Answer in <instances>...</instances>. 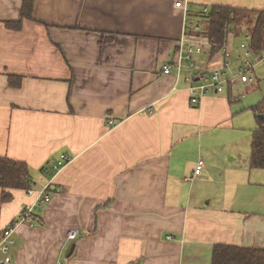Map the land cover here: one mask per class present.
<instances>
[{
    "label": "crops",
    "instance_id": "0c3cea01",
    "mask_svg": "<svg viewBox=\"0 0 264 264\" xmlns=\"http://www.w3.org/2000/svg\"><path fill=\"white\" fill-rule=\"evenodd\" d=\"M31 1L32 19L9 30L23 0H0V157L54 193L33 223H18L32 203L23 191L0 201V230L16 223L11 264H211L215 245L264 250V170L249 166L264 54L251 57V81L190 106L174 7L264 11V0ZM247 35L227 37L229 74ZM198 41L195 70H223V53ZM64 154L71 163L46 171Z\"/></svg>",
    "mask_w": 264,
    "mask_h": 264
},
{
    "label": "trees",
    "instance_id": "16d2710c",
    "mask_svg": "<svg viewBox=\"0 0 264 264\" xmlns=\"http://www.w3.org/2000/svg\"><path fill=\"white\" fill-rule=\"evenodd\" d=\"M32 10V1L23 0L21 20L8 22L5 27L9 30H19L23 20L32 19ZM200 11L201 9L198 12L189 11V22L195 23L200 28L199 32L189 29V33L196 37L207 38L212 52L220 51L228 35L234 33L236 36L248 34L253 54H264V11L221 6L209 7L207 15L201 14ZM20 83L21 79L15 76H11L8 80L11 88H19ZM252 110L255 114L263 115V119L257 118L258 128L252 132L249 166L252 169L264 170V109L258 105ZM34 185L25 163L0 157V201L2 203L10 201L11 191L20 190L25 193L28 189H34ZM33 216L38 218L35 214ZM2 230L4 229L0 232ZM211 264H264V250L215 245L211 253Z\"/></svg>",
    "mask_w": 264,
    "mask_h": 264
},
{
    "label": "built area",
    "instance_id": "2783aa9c",
    "mask_svg": "<svg viewBox=\"0 0 264 264\" xmlns=\"http://www.w3.org/2000/svg\"><path fill=\"white\" fill-rule=\"evenodd\" d=\"M175 9L181 10L183 15V38L180 45L179 55L177 62H175L176 77L180 78L184 74V82L188 85L189 91V103L192 107H197L200 103V100L206 96L209 92H215L218 94L223 93L227 86L238 79L241 83H248L251 81L250 71L253 68V61L251 57L253 52L250 48V36H245L244 42L239 46L242 51V58L238 70L234 74H229L227 72L230 64L229 58L230 53L227 50L226 45L224 44L221 48V52L224 55V69L216 70L211 73L197 72L193 65V58L195 55H199L203 51V47L198 38H202L206 41L207 45L210 47V43L205 37H196L189 33V29L193 32H199L200 28L195 23H190L188 20L189 10L187 5L184 2H177L174 5ZM201 14L207 15L209 13L208 7H203L200 11ZM188 42L186 47H183V44ZM184 50V55L181 57V52ZM189 62L188 67L183 68L181 62ZM170 66L165 65L162 67V72L164 74L170 73ZM107 127L111 128L116 126V122L112 119H108ZM72 157L69 155H60L58 161L47 168L46 171H52L58 173L63 167L72 162ZM202 168V162L198 161L196 168L194 170V175H199ZM50 184L42 187L41 189H28L25 191L27 198L32 199V203L24 207L23 212L21 213L20 220L18 223H33L35 218L33 216L34 211L39 210L42 206L48 204L51 199V194L54 193L50 189ZM58 192L57 189L54 190ZM16 227V223L7 229H4L0 232V264H11V251L13 249L14 240L13 233ZM79 231L73 229L67 233L66 240L74 242L79 237ZM169 239V238H168Z\"/></svg>",
    "mask_w": 264,
    "mask_h": 264
},
{
    "label": "water",
    "instance_id": "95a60500",
    "mask_svg": "<svg viewBox=\"0 0 264 264\" xmlns=\"http://www.w3.org/2000/svg\"><path fill=\"white\" fill-rule=\"evenodd\" d=\"M258 118L263 119V115H259ZM74 249H75V245L72 244L66 258H69L73 254Z\"/></svg>",
    "mask_w": 264,
    "mask_h": 264
}]
</instances>
